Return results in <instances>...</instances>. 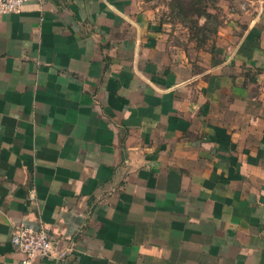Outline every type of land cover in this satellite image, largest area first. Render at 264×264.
<instances>
[{
    "label": "crops",
    "instance_id": "0c3cea01",
    "mask_svg": "<svg viewBox=\"0 0 264 264\" xmlns=\"http://www.w3.org/2000/svg\"><path fill=\"white\" fill-rule=\"evenodd\" d=\"M230 7L194 56L149 0L0 15V264L20 226L72 243L35 264H264V0Z\"/></svg>",
    "mask_w": 264,
    "mask_h": 264
},
{
    "label": "rangeland",
    "instance_id": "374dc122",
    "mask_svg": "<svg viewBox=\"0 0 264 264\" xmlns=\"http://www.w3.org/2000/svg\"><path fill=\"white\" fill-rule=\"evenodd\" d=\"M233 0H149L168 42L190 55L214 45Z\"/></svg>",
    "mask_w": 264,
    "mask_h": 264
},
{
    "label": "built area",
    "instance_id": "2783aa9c",
    "mask_svg": "<svg viewBox=\"0 0 264 264\" xmlns=\"http://www.w3.org/2000/svg\"><path fill=\"white\" fill-rule=\"evenodd\" d=\"M32 0H0V15L19 13ZM10 242L20 253L18 264H35L37 259L63 257L72 251V243L55 237L43 228L20 226L13 229Z\"/></svg>",
    "mask_w": 264,
    "mask_h": 264
}]
</instances>
